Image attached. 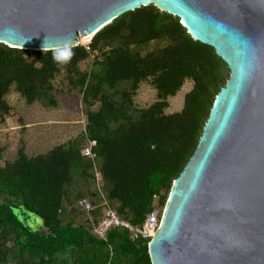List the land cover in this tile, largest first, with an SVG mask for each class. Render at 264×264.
<instances>
[{
  "label": "trees",
  "instance_id": "trees-1",
  "mask_svg": "<svg viewBox=\"0 0 264 264\" xmlns=\"http://www.w3.org/2000/svg\"><path fill=\"white\" fill-rule=\"evenodd\" d=\"M153 41L161 46L135 49ZM230 75L214 47L155 4L122 14L82 44L30 53L0 43V127L17 110L14 93L50 109L74 98L87 117L81 136L46 152L29 154L22 141L9 159L0 141V264H153L148 240L121 227L101 237L95 227L107 206L135 225L156 203L166 206ZM187 80L193 87L183 108L167 112ZM144 82L157 92L145 107L135 102ZM90 140L95 159L82 154ZM81 199L94 208H80ZM17 206L40 216L45 229L33 231Z\"/></svg>",
  "mask_w": 264,
  "mask_h": 264
},
{
  "label": "water",
  "instance_id": "water-1",
  "mask_svg": "<svg viewBox=\"0 0 264 264\" xmlns=\"http://www.w3.org/2000/svg\"><path fill=\"white\" fill-rule=\"evenodd\" d=\"M179 16L231 75L149 242L153 264H264V0H0V43L82 44L145 5Z\"/></svg>",
  "mask_w": 264,
  "mask_h": 264
},
{
  "label": "rangeland",
  "instance_id": "rangeland-1",
  "mask_svg": "<svg viewBox=\"0 0 264 264\" xmlns=\"http://www.w3.org/2000/svg\"><path fill=\"white\" fill-rule=\"evenodd\" d=\"M160 43L153 41L138 45L135 49L146 54L160 47ZM29 51L32 53L35 50L29 49ZM89 64L90 61L84 63L83 68H87ZM192 87L193 81L187 80L181 91L176 96L170 97L167 112L180 111L184 105L185 94ZM156 94V89L150 83L144 82L135 96V102L139 106H148L156 100ZM10 98L17 110L0 127V141L6 147V157L9 159L15 157L22 141L25 142L29 154H37L46 152L69 138L81 136L85 130L87 117L80 102L78 103L74 98L66 101L59 109L48 108L42 100L27 105L15 93ZM97 186V189L100 188L99 185ZM87 188L96 189L92 184ZM102 194L105 196L104 193ZM15 212L33 231L39 232L45 229L43 219L23 206H17Z\"/></svg>",
  "mask_w": 264,
  "mask_h": 264
},
{
  "label": "built area",
  "instance_id": "built-area-1",
  "mask_svg": "<svg viewBox=\"0 0 264 264\" xmlns=\"http://www.w3.org/2000/svg\"><path fill=\"white\" fill-rule=\"evenodd\" d=\"M96 145V140H90L88 144L83 147L82 154L86 157L95 159L97 156L95 151ZM96 177L98 185L102 187L104 185L103 175L98 169L96 170ZM78 206L87 211L94 208L93 203L89 199L79 200ZM164 212L165 206L156 203L152 211L148 213L145 221L141 225H135L129 220L122 218L115 209L107 206L104 208L101 222L95 227V232L99 236L105 237L108 230L112 227H121L130 232L132 239L143 238L150 242L161 227Z\"/></svg>",
  "mask_w": 264,
  "mask_h": 264
},
{
  "label": "bare ground",
  "instance_id": "bare-ground-1",
  "mask_svg": "<svg viewBox=\"0 0 264 264\" xmlns=\"http://www.w3.org/2000/svg\"><path fill=\"white\" fill-rule=\"evenodd\" d=\"M89 38H90V36H89V37H86V38H84L82 42H85V41H86L87 39H89Z\"/></svg>",
  "mask_w": 264,
  "mask_h": 264
}]
</instances>
